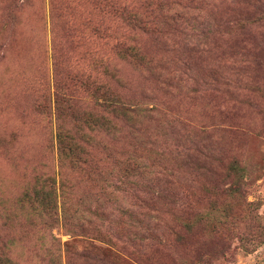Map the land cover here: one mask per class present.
Segmentation results:
<instances>
[{
	"label": "rangeland",
	"instance_id": "1",
	"mask_svg": "<svg viewBox=\"0 0 264 264\" xmlns=\"http://www.w3.org/2000/svg\"><path fill=\"white\" fill-rule=\"evenodd\" d=\"M0 264H264V0H0Z\"/></svg>",
	"mask_w": 264,
	"mask_h": 264
}]
</instances>
